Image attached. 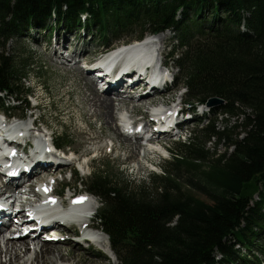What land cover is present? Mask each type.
I'll return each mask as SVG.
<instances>
[{"label": "trees", "instance_id": "obj_1", "mask_svg": "<svg viewBox=\"0 0 264 264\" xmlns=\"http://www.w3.org/2000/svg\"><path fill=\"white\" fill-rule=\"evenodd\" d=\"M60 26L94 29L108 47L170 31L187 105L222 100L174 143L161 174L135 187L107 171L84 183L101 202L97 223L118 264H264V0H0L2 38ZM31 68L0 54L5 113L28 110L1 96L29 98ZM238 113L243 122L229 126ZM253 185L258 200L246 193Z\"/></svg>", "mask_w": 264, "mask_h": 264}, {"label": "rangeland", "instance_id": "obj_2", "mask_svg": "<svg viewBox=\"0 0 264 264\" xmlns=\"http://www.w3.org/2000/svg\"><path fill=\"white\" fill-rule=\"evenodd\" d=\"M49 35L52 38L48 45L46 40ZM154 36H156L154 39L158 43L159 48H161L160 53L162 54L161 58L163 57V65L165 64V68H163L162 63L161 67L165 70L167 78L172 77L173 82H168L164 86L165 89L158 91L156 95L151 94L148 96L153 100H157L152 105L155 108L159 107L164 101L169 109L177 107V110L182 111L179 116V122L180 124L182 122L181 125L184 126L183 135L153 139L146 145L141 143L140 140V144H138V142L131 138L128 139V142H125L124 138L126 136L123 137L118 118L121 115L125 116L126 112L131 115L129 117L130 119H139L140 117L138 116L149 111L141 105L143 103L136 101L137 99L133 102L125 100L129 102L126 105L119 106L118 103H115L112 106L113 110L115 109L113 115L115 121L110 118L106 119L103 116L104 113L102 111L99 113L96 107H90L89 101H91L92 97L90 93L92 89H95L87 84L89 77L86 70H83V67H80L78 64L74 65L73 61H77V59L85 60L90 56L94 58L95 55L99 56L102 50L104 52L118 46L122 42H126L122 40L113 43L109 40L111 43L109 47L102 46L97 42V34L95 35L94 29L71 32L64 30L63 26H60L57 33H44L37 29L31 32L26 30L22 36L13 37L12 39L0 37V54L9 55V57L14 58L18 62V65L25 62L32 64L31 73L25 82L26 87L29 88L32 95L29 98L24 97L19 103L13 99L9 100L6 96H1V98L6 100L7 106L18 107L19 109L25 108L26 102H28V110L24 113L20 111L17 114L19 116H25L29 121L37 119L38 121L36 120L37 123L35 122V125L37 128H41V130L38 129L36 131L38 134L45 133L47 128H49L48 132L53 133L54 138L60 137L63 144L67 145V148L64 150L71 149L78 154L84 148H98L97 154L91 155L89 159H83V157L85 158L83 156V160L80 162L81 165H70V168L72 167L77 171L78 177L84 183L88 182L93 175L107 171L115 173L121 180L125 179L131 182L133 187L138 186L151 173H162L160 167L171 158L173 143L188 139L192 129L195 128V119L191 112L192 107L187 106V100L185 98L186 91L180 86L179 71L167 57L172 45L176 43L173 33L165 32ZM97 50L99 52L95 53ZM90 53L92 54L89 55ZM140 91L141 89H135L134 92L129 90L127 93L129 95H137ZM212 100L205 105L199 104L194 106L197 114L207 112L209 110L208 108L214 107L215 105V107H218V104L210 105ZM36 104H38V109L35 110L34 105ZM31 113L34 114L31 116ZM211 118L213 117L211 116ZM223 120L224 118L220 117L219 122ZM243 120L244 116L238 113L234 119H231L229 126L234 125L236 122L237 124H241ZM218 125L220 127L224 126L222 124ZM240 132L243 133L242 129H238L234 133ZM158 143L162 144V147ZM207 147L213 148L210 145ZM224 151L225 146L219 145L218 153L221 154ZM231 151L232 148H230L229 152ZM92 159L95 161L92 162L90 170H88L85 167V163ZM59 173L60 171L57 170L54 177L60 179ZM51 174H47L46 176L43 174L44 180L48 183L52 181ZM63 179L74 190H85L84 184H77L75 178L70 181L69 172H67V175ZM35 180L38 181V178ZM59 190L61 191V189ZM67 193L65 194L67 195ZM246 193L247 195L254 196L258 200L257 189L254 185L252 187L250 186ZM259 231L262 232V230ZM63 237L66 236L63 235ZM263 239L264 236L262 241ZM28 242L30 243L31 241L28 240ZM73 243L71 240H66V243L53 245L61 246L66 254L69 252L71 255L73 254L72 256L75 258L77 264H118L115 257L110 258L104 249L93 248L91 251H88L86 248L84 249L79 246V244L78 249L81 251L79 253L74 249L76 245ZM18 245L20 246V244ZM98 251L104 256H98ZM19 255L20 253H17V256ZM6 260L5 254H2L3 264H6ZM20 262L23 263L24 261Z\"/></svg>", "mask_w": 264, "mask_h": 264}, {"label": "bare ground", "instance_id": "obj_3", "mask_svg": "<svg viewBox=\"0 0 264 264\" xmlns=\"http://www.w3.org/2000/svg\"><path fill=\"white\" fill-rule=\"evenodd\" d=\"M151 37H152V39H151ZM153 38H156V36L147 37L142 42H139V43L132 45V46H128L126 49V52L135 53L139 56V55L148 54L150 48H153L151 51L153 54H155L156 52L159 53L161 48H159L157 42H156V44L153 42L154 41ZM97 52H99V51L98 50L95 51V53H97ZM149 54H150V52H149ZM115 56L117 57L118 60H120L118 55H115ZM94 57L97 58L98 56L95 55ZM129 58H131V56H129ZM130 63H131V61H130ZM130 63H126L124 61H122V62L117 61L115 63L116 66L114 67V70L111 74L100 75V77H96V76H99V73H101L102 71L100 70V68H95V71L93 72V74L96 76H93V77L88 76L91 79V81L88 79L87 84H89L90 86H92L95 89V90L92 89L91 90L92 92L90 93L92 96L91 101H89L90 107L91 106L92 107L94 106V108L96 107L98 109L99 113H100V111H102L104 113L103 116L106 119L110 118L111 120L115 121V118H113L115 109L113 110V108H112V106H114L115 103H118V105L120 106V105H126L129 102L134 101L131 98H129V95H127L126 97H123L121 95L127 94V91H129V90L133 91V90L137 89V87L143 86L144 80H142V79H145V81H148V83H147L148 85L154 84V82H156L158 80V79L152 80L151 78H148L149 76L156 74V70H154V68H156V63H154V60L147 58V60L138 64V67L141 69V71L144 72L142 78L139 77L138 79H136L137 74L132 71V69H133L132 67L134 65H136L137 63H135V64H130ZM110 65L111 64L109 63V65L106 67H110ZM120 70H124L125 73L118 78L117 75H118ZM148 70H152V74H150V72H148ZM98 80H103L102 81V82H104L103 89L98 90L96 88L95 82L99 84ZM148 85H146V86H148ZM155 86H156V88H155V90L153 89V92L163 89L162 85L160 86V85L156 84ZM101 90H104V91L101 93ZM105 93L112 94V95L109 96V95H106ZM146 93H148V92H146L145 89L141 91V94H146ZM156 94L157 93H154L153 95H156ZM152 97H156V96H152ZM125 100H127V101L129 100V102H127ZM146 101H147L146 104L152 105V104H155L157 100H153L151 97H144L143 99L139 100L138 102L143 103L141 105H144ZM174 111L176 112V110H174ZM172 121L173 120H171L169 123H164L161 121V124L164 125L163 129H165L166 127H170L171 128L170 130H172L174 125H176V126L178 125L177 122L173 123ZM26 125L29 126L28 123ZM123 125L126 126L127 124L125 123ZM48 131H49V128H47V132ZM149 132H150L149 130L146 131V133H149ZM41 134L45 135L44 137L47 140L50 139V136H53V135H51V132H49V134L42 132ZM123 137H125V136L123 135ZM135 137H139V136L137 134H135ZM22 138H24V135L22 137L15 138V140L21 141ZM31 139L32 138H29L30 142H31ZM128 139L129 138H127V136H126V138H124V141L128 142ZM13 141L14 140H11V142L15 144L16 142H13ZM136 142H138V141H136ZM33 143H34V147L30 152V155L32 154V156H28L26 159V161L28 162L27 168L21 170L20 173H17V172L14 173V176L11 179V182H10L11 184H17V188L15 190L16 193L10 197L14 200L17 199L16 195L24 196V198L27 202L29 201L28 198L37 197L36 192H35L37 185L41 182L42 183L46 182V180H44L41 176L45 172V171H43V169H51V168L55 167V165H59V166H62L64 164L66 165V163H63V161L60 163L59 159H57V156L50 155L49 153H46L38 145V144H40L38 141L33 140ZM84 144H86V143H84ZM90 144H92V143H90ZM138 144H140V143L138 142ZM135 146H140V145H135ZM113 148H114V145H113ZM94 149L84 148L80 153L77 154V157L79 159L80 158L82 159V157L86 156V154H88L90 156L95 155V154H97L96 152H98V150H97L98 148H94ZM138 149H139V147H138ZM60 170H62V169H60ZM38 177H39V181H36L35 179ZM1 179H2V176L0 175V181H1ZM44 185H46L48 187L49 183H46ZM24 186H28L30 188L29 189L30 193H26V191H24V189H23ZM20 190L23 191L24 193L21 194ZM54 192L60 193L59 190H54ZM2 195L9 197L8 193L5 192L4 190H3ZM86 195L92 199L91 201L93 203V208L96 209L98 207V201L94 197L90 196L86 191H82L80 194V196H82L83 198L86 197ZM69 196H70V194H67V197H69ZM18 198H20V197H18ZM61 202L64 203V200H61ZM15 218L16 217H14V215L11 216L10 222H12V224L8 223V222H4L5 221L4 218L0 219V221L2 222L0 224V238L5 236L9 232L10 227L13 226V223H14L13 220H15ZM78 222L80 223V225H77L76 223H74V224H71V226H63L58 222V223H56L58 225H52V226L46 225L45 228L50 229V227H54L53 228L54 230L56 228L59 231L64 230V231H67L69 235H71V233H76L78 230H81L83 223L81 220H79ZM30 224H32V223H30ZM92 225L95 226L96 228L97 227L99 228V226L95 222L88 224V226H92ZM32 226L34 227V225H32ZM53 232L58 233L57 231H53ZM102 237L105 239H108V237L105 234H103ZM79 238H80L79 235H75V240L77 242L73 241L74 242L73 244L76 245L74 247V249L80 253L81 251H80V249H78V245L80 244V242H78ZM28 240H30L31 242L29 243ZM37 240H40V241H38L39 243L37 242ZM48 243H52V244H48ZM58 243L59 244L60 243L61 244L66 243V240H61V239L55 238L54 240H52L50 242L45 241L41 237L39 231L27 233L26 235H24L20 239L10 238L8 240H3L0 242V251H1L0 252V264H3L2 254H5V257L7 258L6 264H72V263L77 264L75 262V258L72 256L73 254L71 255L70 252L68 254H66L64 252V249L61 246L53 245V244H58ZM18 244H20V246ZM79 246H81V245H79ZM110 252H111L110 254L112 255V257H114V254L112 253L111 250H110ZM17 253H20V255L17 256ZM97 255L101 256V257L104 256L99 251L97 252ZM20 261H24V262L21 263Z\"/></svg>", "mask_w": 264, "mask_h": 264}, {"label": "water", "instance_id": "obj_4", "mask_svg": "<svg viewBox=\"0 0 264 264\" xmlns=\"http://www.w3.org/2000/svg\"><path fill=\"white\" fill-rule=\"evenodd\" d=\"M221 102H222V100H220V99H213V100L210 102V105L219 104V103H221Z\"/></svg>", "mask_w": 264, "mask_h": 264}, {"label": "snow or ice", "instance_id": "obj_5", "mask_svg": "<svg viewBox=\"0 0 264 264\" xmlns=\"http://www.w3.org/2000/svg\"><path fill=\"white\" fill-rule=\"evenodd\" d=\"M47 190V189H46ZM54 202V201H53Z\"/></svg>", "mask_w": 264, "mask_h": 264}]
</instances>
